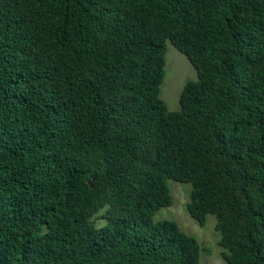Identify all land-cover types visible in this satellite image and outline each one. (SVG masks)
I'll return each instance as SVG.
<instances>
[{"label": "trees", "instance_id": "obj_1", "mask_svg": "<svg viewBox=\"0 0 264 264\" xmlns=\"http://www.w3.org/2000/svg\"><path fill=\"white\" fill-rule=\"evenodd\" d=\"M168 180L226 264H264V0H0V264H199L152 221Z\"/></svg>", "mask_w": 264, "mask_h": 264}, {"label": "rangeland", "instance_id": "obj_2", "mask_svg": "<svg viewBox=\"0 0 264 264\" xmlns=\"http://www.w3.org/2000/svg\"><path fill=\"white\" fill-rule=\"evenodd\" d=\"M164 77L160 85L159 97L170 112H178V97L183 85L187 81L196 80V74L186 57L178 50L165 42ZM172 204L159 209L152 217L153 222L169 220L175 222L185 234L193 236L199 243V264H226L222 259V252L218 246L219 233L214 229L215 217L211 214L205 216L203 224L191 218L186 211L191 186L188 183L167 181ZM97 226L103 225L99 214L94 216Z\"/></svg>", "mask_w": 264, "mask_h": 264}]
</instances>
